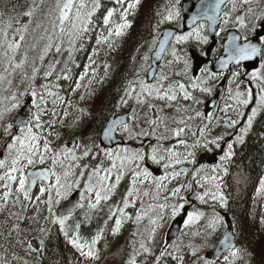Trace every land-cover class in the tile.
I'll use <instances>...</instances> for the list:
<instances>
[{
    "label": "snow or ice",
    "instance_id": "1",
    "mask_svg": "<svg viewBox=\"0 0 264 264\" xmlns=\"http://www.w3.org/2000/svg\"><path fill=\"white\" fill-rule=\"evenodd\" d=\"M42 2V0H41ZM91 7L89 10L84 11V9L88 8V5L85 3V0H57L56 3V10L58 15L56 16V20L52 22V32L53 35L48 37V43L44 46L42 53L39 57L41 63L44 60V56L48 54L49 51L54 47L57 52L61 50V44L56 43L55 40L59 39L60 37L67 34L69 42L71 44H75L76 41L83 38L85 34H87L90 30V27L93 23V16L101 8V0H90ZM141 0H115V3L122 7V11H120V20L121 23H115L113 21L114 14L117 13V8H108L106 10V15L103 16V23L105 25L114 24V33L117 37L124 35V30L130 27V21H128L127 16L130 11H133L137 8L140 4ZM224 2V0H217L216 4L213 6L216 11L220 10V5ZM233 4V11L236 8V0H231ZM254 2V0H241L243 5H250ZM257 3H264V0H255ZM127 4V7H123L124 4ZM40 5L36 4L35 0H33V5L29 10L24 13V15L28 17H32L36 8ZM250 14L251 18L255 21H260L264 23V9L254 10L251 7L246 9L245 16H236V20L241 24H245V20L247 15ZM2 15V13H0ZM175 16H179V12H175L173 14L172 11L168 12L166 17L167 20L174 19ZM225 20L224 24H227L229 20L227 17L230 16L229 12L224 13ZM209 20H215V16H208ZM195 19V18H194ZM163 21H161L162 23ZM57 25L59 26V31L57 32ZM70 25V27H69ZM12 27L11 20L8 22L7 25L0 26V50H2V55L6 58V62L8 67H11L12 71L15 72L17 69H21L28 60V51L25 50L23 59L19 60V62H15L16 53L21 49L23 46V42L26 39V33L28 32V25L25 24L20 28L15 30V34L13 35L12 39H9V33L7 29ZM201 28L203 25L200 26ZM36 28H40V24L36 25ZM195 33L198 38L200 37V29H195ZM18 35V39L16 36ZM113 35L112 27H109L106 36H102L100 39L97 40V44L100 43H108V46L111 47L112 44L110 42V37ZM188 35L177 36V42L184 41L188 38ZM44 37H40L43 39ZM55 38V39H54ZM205 41L207 37H202ZM235 39V38H233ZM167 37H165V41ZM261 40H264V37H261ZM155 43V42H154ZM31 48H35L36 45H30ZM160 48L163 51L164 44H160ZM74 49H70L72 51ZM261 49L256 44L245 43L243 46L241 45H233L232 50L229 53L228 59L235 60L237 63L241 60L251 59L253 56L259 54ZM159 55V53H157ZM172 55L176 60H179L180 57L177 56L175 48L172 50ZM144 60H148V56L145 55L143 57ZM171 63V61L169 62ZM222 67L226 66V62H221ZM8 67L4 68V72L7 73ZM108 65H105L107 69ZM261 68L264 69V64L261 65ZM54 65L49 64L48 70L44 72L45 77H50L53 75ZM40 71L39 68L33 67L32 75L29 78L30 80L34 81L36 78L37 73ZM207 69H203L202 72H207ZM93 74L95 73V69H92ZM87 74V70L85 73L81 74L80 81L84 79V76ZM137 75H139L137 73ZM179 75V73H177ZM214 73L209 72L208 77L214 76ZM238 72H233V76H238ZM253 79H257L260 76L259 72H253L252 74ZM27 78V76H26ZM65 79H69L70 77L65 75ZM207 78L201 79L200 77H196L191 82V88H200L201 92H211V88L202 86L207 83ZM261 79H264V76H260ZM4 74L0 73V81L4 80ZM57 80L60 79L59 76L56 77ZM169 78L163 72L157 78L155 84H147L145 81H139V91L136 90V81H129L128 87L125 89V95L121 97V104H126L128 99H132L133 95L138 105L140 104H149L150 109H154L155 105L149 103L148 98H159L161 100H167L169 102L176 101L178 99V92L183 94L184 100H191L194 103H200L198 99H196L191 92L187 90V87L184 83L179 81H170L167 83V87H165V81H168ZM78 81L76 83V89L81 87V82ZM91 83V81L89 82ZM58 87V85H57ZM40 88L43 90V93H46L47 96L54 97L55 99H59L63 101V97H60L58 93L53 92L51 87L48 84L41 85ZM178 90V91H177ZM75 91V89H73ZM38 92L34 85L31 86V96L37 97L40 102H44L46 100V96ZM245 94L237 91L235 93V97H232L236 100L237 104L247 106L251 99V90L247 92V98L241 99ZM11 99L15 101L17 99L16 95L14 94ZM55 99L53 103L55 104ZM81 99H84L81 96ZM33 103L36 104L37 111L32 115V118L27 121H21L17 127L19 128V134H16L13 131V123L2 124L3 133L8 137V142L5 143L4 147L7 150V154L3 159H0V169L5 170L4 175L0 176V181H3L0 184V187L4 189L3 195L0 196V210L6 208L15 192V200L12 201L13 203H21V196L23 197L24 201L31 202L32 197V189L33 186H39V195L35 197L36 204H45L47 205V211L50 214L48 217H45L46 221L50 222L51 224L58 225L59 231L62 232L67 239L68 243L71 244L83 257L86 261L87 260H98L99 259V250L97 248L98 242L103 238V229H99L97 233L91 238V240L84 239L80 235V228L83 222L89 219V213H85L84 221H80L76 219L77 209H83L84 204L81 201H87V208L91 210L97 209L102 202H106L110 199L111 194L115 191L117 185L119 184L120 180L125 175V172L128 171L127 165L135 164L136 167L130 169L134 179L132 181V186L129 188L127 195L122 198V207L118 206L115 209L109 208V218L114 219V226L112 227L111 231L113 235H116L120 232L124 222L126 220H131L132 216H130L126 209L130 206H134L135 200L131 198L135 194V199L139 200L141 192L136 187L137 179L139 177H143V179L139 180L140 184L145 183L148 178L152 175L149 171V168L146 166V160L150 159L153 163L156 164H163L165 169L169 167L173 168L171 173H165L162 177H152L153 182L156 184L157 189V196L159 195V191L162 186L163 181L169 180L170 178L174 179L178 177L181 172L187 174L189 169L187 167H181L179 171L175 170L176 165H185L188 163L194 164L195 163V151H187L185 153H178L175 152L173 149H165V148H158L152 147L151 154L146 156L142 149L140 150H130L128 148H124L121 151L124 153V156H120L117 153L112 151H106L105 155L111 160V168L109 169H102V168H95L93 169L91 174H88V182L84 185L86 192L89 194L85 196L84 193H80V200L73 203L69 197L74 190V188L80 187V180L75 179L76 173L73 172V164L69 163L67 165L64 164V160L68 159L71 162H75L81 159V157L76 155V150L74 148H69L65 145L61 150L57 151L50 147V142L44 136V134L40 131L42 124H41V113L44 111L40 107V104L37 103L35 100ZM70 105V101L68 102ZM171 106V104H169ZM19 107L18 103H13L11 105V109H15ZM231 106L225 105L223 111L227 112ZM264 108V88H261V94L259 95V99L257 100V106L252 108L251 114L247 117L246 125L241 128L240 132L241 135H237L236 139L238 141L243 140V133H246L248 129L252 126L253 119L257 115L258 111ZM11 109L4 108L0 110V123L5 120V114L9 112ZM83 109L81 112L83 113ZM177 111H180V108H177ZM185 112L188 111L187 108L184 109ZM56 115L55 110H53V116ZM64 115L67 116V111L64 112ZM203 114L200 111L195 112L196 117H201ZM239 115V113H238ZM131 119L135 120V111L133 110L130 114ZM193 119L192 116H187L186 118L181 117L176 123L178 125H183V127H176L175 129H168L166 120L167 118L161 117L157 119L149 120L148 123L151 127H159L160 124H164V127L171 131L172 135L175 137H180L182 133L186 130H190L189 122ZM208 119H211L208 117ZM49 127L56 123L55 120H50ZM228 127H232L238 123V120L231 119L226 121ZM117 127L122 128L126 132H131V126L125 119H113L109 125V127L105 130L104 135L108 136L109 133L114 132ZM205 129L200 128L199 133L200 136H204ZM153 135L154 133H138L137 135ZM59 136V133H57ZM193 137H196V133H193ZM167 136L158 137L159 139H168ZM223 137H216L214 140H207L205 139L204 147H207L208 143H216L217 147H219L218 141L221 140ZM43 139V144L41 147V140ZM180 144H186V141L183 139L179 140ZM201 143L199 138H194L192 144L189 146L192 149H195ZM79 147V145H77ZM233 145L231 143L228 144V151H226L221 157V164L214 165L213 170L216 168H222L223 162H226L233 156L232 152ZM92 151L87 145H84L82 148L83 156H89V153ZM117 161H119V168L125 169V171L114 172V169H117ZM138 162V163H137ZM37 166H40L39 168ZM57 166H59L62 171L57 172ZM76 167L78 168L79 165L77 164ZM84 167H87L85 165ZM204 165H201L200 168L196 169V172L193 174L194 176L199 174L201 170L204 169ZM227 172V169H223ZM101 172L104 175H100ZM80 176H85L84 172H79ZM95 175L98 177L97 184L92 183V176ZM114 177V182H112V178ZM54 178V183L52 182ZM207 179V178H205ZM218 177H212V180H216ZM15 186V187H14ZM202 186V185H201ZM166 187V186H164ZM185 187L191 188V183L187 186L180 185L171 191L172 197L179 196L181 190ZM216 191H209L205 190L203 194L198 193L197 199L204 202L205 196H210L213 201H219L222 207H227L228 201L227 198L224 196L223 192L220 191V184H215ZM53 192H55V204L59 205L61 200L66 201L67 203L63 206L62 210L58 209L53 211ZM258 192H264V179L260 181V188ZM92 193L95 195V199L93 202ZM142 195H148L147 191H144ZM47 197L46 199H42V197ZM165 203H161L158 205H152L151 207L158 208L161 211L156 213L155 218H149V224L151 225L150 229H145L147 235L141 234V238L139 241L133 242V252L130 255L129 259L125 262V264H146V261H138V257L144 256L147 257L149 255L153 256L155 262H159L162 258L166 256H172L173 253L168 251L167 244L159 250V255H154L152 243L155 240L156 232L159 227L162 225L158 223V221L163 220V211L166 210L169 205L167 201L170 197L165 196ZM182 200L185 198L181 197ZM171 212L173 216H175L179 210L184 208V203H174L171 206ZM12 216H19L17 213H11ZM147 215L146 212H136L135 220L137 222L141 221L143 217ZM24 218V217H19ZM201 218L206 219L208 222L205 226V237L212 236L220 226L223 225V217H221L218 213L213 211L211 217H207L205 213L199 211H192L187 213V219L184 221L185 225H192L195 224L197 221H200ZM107 223V222H105ZM264 223V220H262ZM13 227L19 232V224L13 225ZM40 232H47V229L40 228ZM11 235V233H9ZM199 235V233H196ZM235 234L226 231L223 239L219 242L220 247L217 249L218 253L222 254L223 252H227L226 255H223V262L222 264H237L238 259L244 253V250L241 248L235 247L234 243L232 242L233 236ZM18 243H20L18 241ZM40 248H34L33 243L29 242L27 247L29 252L39 251L42 250L44 246V241L40 240ZM136 243L139 244V247H135ZM192 252L194 256H197L198 259L201 260L202 264H219L218 261H211L205 260L198 256L200 251V247L198 246H191ZM177 251H179V246L177 245ZM13 259H22L16 257L13 254ZM174 259L183 260L181 255L174 256ZM2 264H9L7 259L2 261ZM22 264H28L26 260H22Z\"/></svg>",
    "mask_w": 264,
    "mask_h": 264
},
{
    "label": "rangeland",
    "instance_id": "2",
    "mask_svg": "<svg viewBox=\"0 0 264 264\" xmlns=\"http://www.w3.org/2000/svg\"><path fill=\"white\" fill-rule=\"evenodd\" d=\"M170 1V0H168ZM181 0H175L174 2L169 3V5H165L164 8H162L160 10L161 14H162V20L163 21L161 23V25H157L156 27V33L158 34V32H160V29H162V27L167 26V25H176L179 26L180 25V21H181V15H180V9H179V3ZM239 2H241V0H236V8L235 11L237 10V8L239 7ZM56 3L54 4L53 9L46 14L44 20H41V24H40V28L38 29V33H35V35L30 34L28 41H24L23 42V46L21 47V49L16 53V57H15V62H19V60L23 59V55L25 50L28 51V60L25 63V65L21 68V69H17L15 72L12 71L11 67H8L7 62H6V58L3 57L2 55V50H0V73L4 74L5 79L0 81V110H3L4 108H9L11 109V105L13 103H18L19 107L15 108V109H11L9 112H7L5 114V120L0 123V128L2 126V124H4L6 122V124H8L11 120V118L19 111V109L23 106V104L30 100L34 106V113H36L37 108H36V104L33 103V101L35 100L37 103L40 104V107L42 109H44V111L41 113V124L42 127L40 129V131L44 134V136H46V138L49 140L50 142V147H52L53 149H56L57 151L61 150L65 145L68 144V142L75 138L78 141L80 140L81 144L79 147L74 148L76 150V155L84 158L85 156H83L82 153V148L84 145H87L89 147L92 148V151L90 153H93L94 156L96 157H100L101 160H105V161H109L108 165L106 167H99L102 169H109L111 168V160H109V158L105 155L106 151H112L114 153H117L120 156H124V153L121 151L124 148H128L130 150H140L139 148H134L135 146L133 145L131 139L133 137H138V136H144L143 134L137 135L138 133H148L151 129V133H154L152 135L153 141L151 146L153 147H162L161 143L166 142V146L163 147L165 149H173L175 152L178 153H185L186 150L187 151H195V156L199 157L202 154V151L200 148H195L192 149L191 147H189L194 138H199L201 143H200V147L204 146L205 143V139L211 141L214 140L216 137H218L217 135L220 134L221 137H223L221 140L218 141L219 143V147H217L216 143H208L207 147H205V158L207 156H211L212 155V151L211 149L215 150L216 148H223L224 153L227 151L228 148V144L232 141H234L237 137V135H241V128H243L246 123H247V118H246V123L242 122V117H243V112L244 110H246L247 108H249L251 99L249 101V104L247 106L244 105H239L237 104L236 100L233 99L232 97H235V93L237 91L244 93L245 95L243 97H241V99L247 98V92L248 90H251V95L252 93H254V97H255V107L257 106V100L259 99V95L261 94V85L258 83V79H261L260 76H264V69L261 68V70L259 71L260 76L257 77V79H253L252 78V71L249 72H244V71H240L239 75L234 77L233 75H231V77L229 78L228 82H227V88H226V92L224 93L222 99H221V103L219 106V109L217 112L211 114V112H208L205 109V102L210 98L211 95L210 92H201L200 88H191V82L194 78L196 77H192L191 75V70H190V66H191V60L189 58L188 55V46L193 45L194 43H202L204 39H202V37H206L205 36V32L204 30L200 29V37L198 38L195 30L190 31L189 33H191V35H188V38L184 41H180L177 42V40L174 41V45L173 47L170 49L168 55L166 56L163 64H162V68L161 71L159 73V75L161 74V72H163L165 75L168 76L169 80L165 81V87H167V83L170 82L171 80H178L181 83H184L187 87V90L189 92H191L193 94V96L198 99L200 101V103H194L191 100H184L183 99V94L178 92V99L176 101H172L169 102L167 100H161L159 98H148L149 103L155 105L156 107H158L159 111H158V115L156 116V118H161V117H165L167 118L166 123L168 126V129H175L176 127H183V125H178L176 123V121H178L181 117L186 118L187 116H192L193 119L190 121V123L193 121V126L191 125L190 130H186L184 133L181 134L180 137H175L172 135L171 131L167 130L164 127V124H160L159 127H151L148 123L149 120H152V114L151 111H149V104L145 103V104H140V110L135 114V120H131L129 122V125L131 126V132H126L123 130V138L125 140V145L122 147H116L114 149H102L98 146V144H96L95 147L94 146V142H95V133H94V129H91V134L89 135H85L83 136L80 132V124H79V120L84 118V111L83 113L81 112V109H83L84 106H86L87 104L90 103L91 100V96H92V87H91V83L92 81L97 79V76L93 75V73H90V77H84V79H87V81L85 82L84 85H82L79 89H76V83L78 81H80V77L81 75H79L77 82L72 86V92L71 94H69V97L67 100L63 101L62 103L56 104L55 106H58L61 108V113L62 115L58 118V122L53 124L51 127H49V121L50 120H54V116L51 114V111L47 109V106L44 102H40L38 100L37 97H32L31 96V86L34 85L33 81L30 80L29 78L32 75V69L33 67L39 68L40 65V55L42 53V50L44 48V46L48 43V37L53 35L52 32V22L56 20V16L58 15V12L56 10ZM85 3L88 5V8L84 9V11H87L90 9L91 7V2L90 0H85ZM253 3H257L254 2ZM123 7H127V4L125 3L123 5ZM254 10H259V9H264V3H257L256 8H253ZM122 11V7L120 9ZM233 10V4L231 3V5L228 7V11L230 13V17H232L233 19L236 20V16H245L243 14H235ZM172 11L173 14H175V12H179V16H175L174 15V19L172 20H167L166 17L168 15V12ZM130 14V13H129ZM128 14V15H129ZM115 16V14H114ZM229 21L231 19H229V17L227 18ZM11 20L12 22V27L7 29L8 33H9V39L13 38V35L15 34V30L17 28L21 27V23L18 20H12L9 17H4V19H0V26L3 25H7L8 22ZM58 26V25H57ZM70 27V25H69ZM114 28V26L112 27V29ZM131 30V25L130 27H128L127 29L124 30L125 31H129ZM30 31V26H28V32ZM27 32V33H28ZM189 33L186 34H180L179 36L182 35H187ZM40 37H44L43 39H40ZM114 37H117L114 33V29H113V35L111 39H116ZM16 38L18 39V35L16 36ZM62 38L66 39V45L71 47L73 44H71L69 42V39L67 37V34H65L64 36H62ZM0 39H2V37H0ZM36 41H41V43L39 44V47L36 50H31L29 52V44H34ZM155 42V41H154ZM151 43L152 47L155 43ZM151 47V49H152ZM173 48H175L176 50V54L177 56L180 57L179 60H176L173 55H172V50ZM150 49V51H151ZM149 51V52H150ZM171 61V63H169ZM148 65V63H146ZM146 66V65H145ZM144 66V68H145ZM8 67V71L7 73L4 72V68ZM204 69H207V72H200L199 75L197 77H200L201 79L207 78L208 77V73L211 72L209 70V67H205ZM258 72V71H257ZM85 73L84 70L81 74ZM177 73H179V75H177ZM158 75V77H159ZM27 76V78H26ZM157 77V78H158ZM157 78L155 80V82L153 84L156 83ZM83 79V80H84ZM134 80H136L138 82V85H136V90L139 91V81L143 80L145 81V72L140 74L139 78H135ZM217 80V81H216ZM219 80L218 77H216V75L211 76L210 78H207V83L205 85L202 86H206L212 89L213 84L217 83ZM91 81V83H89ZM251 86H254V90H252ZM73 89H75V91H73ZM178 91V90H177ZM39 92V91H38ZM16 95L17 99L15 101H13L11 99V97L13 95ZM81 96L84 97V99H81ZM71 102L70 105L68 102ZM121 101V100H120ZM119 101L118 103V110H120L121 108L125 107V106H129L130 105H137L136 100L134 98L132 99H128V102L126 104H121ZM169 104H171V106H169ZM229 105L231 106L228 109V112L232 113L235 116V119L238 120V123L234 126L231 127V129L226 130L222 127L220 121H219V117L223 111V109L225 108V105ZM180 108V111H177V108ZM187 108L188 111L185 112L184 109ZM56 110V108H52V111ZM93 111L95 110L94 107L92 109ZM251 110L252 108H249V112L248 115L251 114ZM67 111L68 115L65 116L64 112ZM196 111H200L203 115L201 117H196L195 116V112ZM239 113V115H238ZM247 115V117H248ZM49 116V117H48ZM70 116H72L73 118H75V123L74 124H70ZM44 117H46L47 119H43ZM208 117H210L211 119H208ZM205 119V121H207V123L205 124V126L203 127L205 129L204 132V136L201 137L200 135L197 137V130L196 129H192L193 127H196L197 124H199L201 122L202 119ZM212 123V125L215 128H211L209 126V124ZM211 131H209V130ZM57 133H59V136H57ZM193 133H196V137H193ZM19 134V133H18ZM244 136V133L242 134ZM161 136H167L169 137L168 139H159L158 137ZM183 139L186 141V144H180L179 140ZM0 140H2V142L0 143V151L3 152V158L5 157V155L7 154V150L4 147L5 143L8 142V137L5 135L4 137H1ZM43 144V139L41 140V147ZM147 143H144V145H146ZM210 147V149H209ZM148 149V147H147ZM150 149V147H149ZM143 151L145 153L146 156H149L151 154V151ZM152 149V148H151ZM89 153V154H90ZM2 158V159H3ZM149 162H152L150 159H147ZM79 161V160H78ZM78 161L75 162H71L68 159L64 160V164L67 165L69 163L73 164V167L75 165L78 164ZM91 161V160H89ZM147 162V161H146ZM138 163V162H137ZM153 163V162H152ZM90 165L88 166V174L92 173V169L91 167H95V164L93 162L89 163ZM156 164V163H154ZM117 169H114V172H119V171H125V169H120L119 168V161H117ZM156 165H162L163 164H156ZM201 165L203 164V161H199V164H197L196 162V158H195V163L191 164H185V166H190L189 171L187 172V174H184L183 172H181V174L172 179L170 178L169 180H165L162 182V184L164 186L161 187L160 191H159V195L157 196V189H156V184L153 182L152 179V175L148 178V180L143 183L140 184L139 180L143 179V177H139L136 178L137 179V183H136V187L137 189L140 190L141 195L139 200L135 199V194L133 195V197L131 198L132 200H135V204L134 206H130L128 209H126V212L132 216V219L130 220L131 224L128 225L126 223V220L122 226L123 230H121V235H129V238L131 237V242L128 240L127 241V249L126 251L128 252V258H126L127 260L129 259L130 255L133 252V249H131L129 246L131 244H133L134 241H139L141 238V234L147 235V233L145 232V229H150L151 225L149 224V218H155L156 213L161 211L158 208H154L151 207L152 205H158L161 203H165V196L170 197V199L167 201V204L169 205V207L163 211V220L162 221H158L159 224H161L162 226L159 227L157 229L156 232V236H155V240L152 243V248H153V253L154 255H159V250L165 246V234L166 231L169 227L170 222L174 219L175 216L179 215L182 211L179 210L178 213L173 216L172 212H171V205L174 203H184V206H187L189 208V201H194L192 198V194L193 192L191 190H188L190 188L185 187L181 190V192L179 193V196L177 197H172L171 196V191L172 189L180 186V185H185L187 186L189 183H191V187L193 186L195 189H197L196 191V197L197 194H203L204 191H202L203 185L206 184V182L202 181V176L205 178H211V174L212 172L207 168V166L204 167L203 170H201L199 172V174L197 175H193L196 172V169L200 168ZM181 165H176L175 166V170L178 171V168ZM40 167V166H37ZM136 165L135 164H131V165H127V169L128 171L125 172V175L123 176L126 177L127 175H129V188L132 186V181L134 179L130 169L135 168ZM57 172H61L62 169L57 166ZM165 173H171L173 171L172 167H169L168 169H165ZM217 171V169H215ZM4 171L3 169H0V176L4 175ZM221 177L225 178V173L221 170ZM101 176L104 175L103 172H101L100 174ZM122 178V179H123ZM75 179H79L80 180V184H83L81 189V193L83 192L85 196H88L89 194L86 192L84 185L88 182V176L83 179V176L78 175ZM121 179V180H122ZM120 180V181H121ZM98 181V177L93 175L92 176V183L93 184H97ZM112 182H114V177L112 178ZM3 181H0V184H2ZM53 183H54V178H53ZM120 183V182H119ZM211 184V179L208 181V184L210 186ZM202 185V186H201ZM118 186V185H117ZM222 186V183L220 185V188ZM15 187V186H14ZM129 188H127V192L129 190ZM77 188H74V190ZM73 190V191H74ZM3 191L4 189L2 187H0V196L3 195ZM72 191V192H73ZM144 191L148 192V195H142V193ZM209 191H216L215 189V184H212ZM220 191H222V188L220 189ZM191 193V195L189 194ZM113 194V193H112ZM15 192L13 193V196L8 204V206L6 208H4L3 210H0V214L1 213H8L10 215L11 213H17L19 214V216H13L14 220L19 224V222L21 220H23L24 218H19L22 217L23 211L24 210H28L29 208H33V212H34V218L31 220V223L27 226L26 232L24 236H21L19 238V246L18 249L15 250V247H9L8 250L6 251V253L4 255H0V259H1V264L2 261L7 259L9 261V264H22V260H26L28 262V264H36V260L39 256V253L37 251L34 252H29L28 250V243L29 240L31 238H36L39 242L40 240H43V237L45 235L46 232H40L39 229L40 228H49V226H51L52 224L48 221H46L45 217H48L50 214L47 211V205L45 204H36L35 202V197L37 195H39V188L36 190V192L32 193V201H24L23 197L21 196V203H13L12 201L15 200ZM127 195V194H126ZM92 197H93V202L95 199V195L94 193H92ZM181 197L186 199V203L185 200H182ZM47 197H42V199H46ZM53 198H54V202H53V211L55 210V208L58 206L57 204H55V192H53ZM199 200V199H198ZM64 200H61V202ZM200 201V200H199ZM86 203V205H84V210L81 213L82 216H84V213L86 211H88L89 209L87 208V201H84ZM201 203H203L202 205L207 206L208 209H204L205 211L203 213H205V215L207 217H211L213 211H215L216 213H218L221 217L222 215L219 212V209L225 210V207H222L219 203V201H213L210 196H205L204 198V202L200 201ZM211 204V205H210ZM214 204L220 205V207L222 208H215ZM200 206L199 204H196L194 206V204L191 203V211L197 210L195 207ZM131 208V209H130ZM115 209V208H114ZM136 212H146L147 215H145L143 217V219L139 222H137L135 220V214ZM202 212V211H199ZM224 212V211H223ZM12 216V215H11ZM29 217V216H28ZM207 220L204 218H201L200 221H197L195 224L192 225H183L182 228V234L181 236H179L175 241H173L169 246H168V251L174 254L180 253L181 251H183V249H188L190 254H193L192 249L190 247L191 246H198L200 247V253L202 254V252L208 250L212 245L213 242L215 243L216 239L219 238V236L221 235L220 233L223 231L224 226H220L218 228V230L209 237H205V226L207 224ZM127 227H126V226ZM58 226V225H57ZM114 226V219H112L111 221V226L109 227V233L111 232L112 227ZM196 233H199V235H196ZM118 235V234H116ZM40 244V243H39ZM70 246H72L71 244H69ZM177 245L179 246V251H177ZM257 246L260 249L264 248V238H261L257 241ZM135 247H139V244L136 243ZM75 249V248H74ZM76 250V249H75ZM77 251V250H76ZM78 252V251H77ZM124 252V251H122ZM121 252V253H122ZM112 253V252H111ZM120 253V254H121ZM13 254H15L16 257L22 258V259H13ZM113 254V253H112ZM120 254H118L115 258L116 261L119 260V256ZM223 261V257L221 258ZM251 259V256H245L242 255L238 261L237 264H252V262H249V260ZM123 264H125V260ZM222 264V263H220Z\"/></svg>",
    "mask_w": 264,
    "mask_h": 264
},
{
    "label": "trees",
    "instance_id": "3",
    "mask_svg": "<svg viewBox=\"0 0 264 264\" xmlns=\"http://www.w3.org/2000/svg\"><path fill=\"white\" fill-rule=\"evenodd\" d=\"M57 0H35L40 5L33 13L32 17L24 15L33 5V0H0V19L9 17L12 20H18L21 27L25 24L30 26V31L26 33V41L31 34L38 33L37 24H41L46 14L54 7ZM174 2L175 0H170ZM168 0H141L140 4L127 16L130 21L131 30L125 31L124 35L111 39V47L108 43L97 44V40L107 35L109 27L114 24L105 25L103 16L106 15L108 8H117L118 11L113 16L115 23H121L120 9L121 6L115 3V0H101V8L93 16V23L87 34L82 39L75 42L71 47L66 45V39L60 37L56 39V43L61 44L59 52L53 47L51 51L44 56V60L39 65L40 71L37 73L33 84L37 91L43 93L41 85L48 84L53 92L63 97V101L67 100L72 92V86L77 82L79 75L86 72L84 77H90L92 69H95L93 75L97 79L92 81L91 86L94 89L91 105L95 108L93 117L90 121L86 135H89L91 129L94 132L99 130L105 117L109 112L118 108L121 97L125 94L129 81L140 77L145 69L148 60H144L145 55H149V51L157 37L156 27L161 25L162 14L160 10L164 6L169 5ZM114 29V28H113ZM59 26H57V32ZM55 39V38H54ZM41 41H36L35 48H31L29 44V52L36 50ZM70 49H74L70 51ZM54 65L53 75L45 77L44 72L48 70V65ZM105 65H108L107 69ZM137 73L139 75H137ZM67 75L70 78L65 79ZM60 79L57 80L56 77ZM88 79V78H87ZM87 79L81 82V86L85 84ZM264 88V81L259 82ZM58 85V87H57ZM254 90V87H251ZM46 96L44 103L47 109L51 111L56 108L54 120L58 122V118L62 115L61 108L55 106L63 101L54 97ZM55 99V104L53 100ZM90 105V106H91ZM255 107L254 93L251 95L249 108ZM249 108L245 110L248 115ZM49 117V116H48ZM247 118V116H246ZM43 119H47L44 117ZM71 121V118L70 120ZM75 122V121H74ZM6 124V122L4 123ZM74 124V123H73ZM3 127L0 128V138L4 137ZM2 140H0V143ZM264 179V108L258 111L253 119L252 126L245 133L242 142L237 144L235 157L229 170L227 181V198L228 204L226 211L230 215L233 222L235 232L237 234V245L244 250L242 255L251 256L249 262L252 264H264V248L257 246V241L264 238V192H258L260 181ZM127 191L124 182L120 183L113 197L109 201H117L120 203ZM105 204L102 203L100 206ZM99 206V207H100ZM99 209V208H97ZM102 209V208H100ZM194 211H202L208 208H196ZM104 211V209H103ZM97 214L89 218V221L82 223L80 235L92 236L99 229L109 226L105 220L101 210H96ZM78 220V218H77ZM107 222V223H105ZM17 222L8 217L0 218V255L6 253L9 247L18 249V240L25 235L28 223H19V232L13 227ZM11 233V235H9ZM129 235L119 234L115 238L106 237L102 239L104 253H99L98 260H85L74 252L73 248L68 244L62 232L59 231L57 225H51L47 228V232L43 237L44 246L39 250V256L36 264H123L124 261L117 260L116 256L127 249V241ZM133 249V244L129 246ZM113 254H112V253ZM181 255L183 260L174 259V256ZM198 256L202 258L199 251ZM138 261H146V264H202L201 260L190 254L189 250L183 249L180 253L172 256H166L161 261L155 262L152 255L147 257L141 256ZM127 259L125 258V262ZM219 264L223 261H218Z\"/></svg>",
    "mask_w": 264,
    "mask_h": 264
},
{
    "label": "water",
    "instance_id": "4",
    "mask_svg": "<svg viewBox=\"0 0 264 264\" xmlns=\"http://www.w3.org/2000/svg\"><path fill=\"white\" fill-rule=\"evenodd\" d=\"M227 1L228 0H224V2L220 5V10L216 11L213 6L216 4L217 0H197L196 2H194L192 0H183L180 3L181 13H182L183 29L188 30V29L192 28L193 26H195L196 23H198L199 21H205L208 24V29L210 32L209 35H210V37H213V35L215 34L216 29H217V24L219 21V15L222 11V6ZM213 15L216 17L215 20H209L207 18L208 16H213ZM175 33H176V30L172 29V28H165L162 30L161 35H160V37H159V39L155 45V48L150 55V68L147 72L148 82H150L152 80V78L155 76V74L157 73L158 67H159L160 62L162 60V57L165 53V50L167 49L168 44H169L172 36ZM262 34H264V23H263V28L257 32L258 36H260ZM258 36L252 40L246 41L244 43H240V37H239L238 33L235 31H230L227 34L225 44H224V50H223L222 54L211 65L212 71L215 73L226 72L228 70V67L230 64H232L234 69H236L240 63L248 69L255 68L257 66L258 61H259V54L260 53L253 56L251 59L241 60V61H239V63H237L235 60H229L228 56H229V53L232 50V46L234 44L243 46L245 43H251V44H256L260 48V45H259L258 39H257ZM165 37H167L166 41H165ZM233 38H235V39H233ZM161 43L164 44L163 51L160 48ZM209 51L210 50H208V53H209ZM157 53H159V55H157ZM191 55L193 58V75H195L197 73V70L201 67L202 64L206 63L207 60L198 57L193 52H191ZM222 61L226 62V66L222 67V64H221ZM222 87H223L222 84L218 86V90H217L215 97L207 103L208 109L213 108V106L216 102L217 96L222 91ZM131 113H132V110H130L129 113H124V114H117L114 111L110 115V117L107 119L105 127H104V129L100 135L101 146L112 147L113 145H115L117 143H121V140L117 139V137L115 135V132L117 129L114 132L109 133L108 136H105L104 133H105V130L109 127V125L113 119H125V120H127L128 116ZM31 116H32L31 103L27 102V103H25L24 107L21 108V110L16 114V116L11 121V123H13V125H14L13 131L16 133L18 130L17 125H19L21 121L29 120L31 118ZM74 145H75V142L72 141L69 144V147H74ZM0 157H1V155H0ZM153 172L155 174H158L157 169H154ZM34 188H35V186H33L32 191L34 190ZM70 200L73 203H75L76 201H79L77 194L72 195L70 197ZM66 203L67 202L64 201L59 206V208H57L56 210H58V209L62 210L63 206ZM182 221H183V216L180 218H177L176 220H174L171 223L169 230L167 231V235H166V243L167 244H169L173 239H175L177 237L179 230H180V227H181V224H182ZM225 221H226V225H227L226 229H225L221 239L217 242L215 249L213 251H210V252H207L204 254V256L208 259L214 260L221 255L220 253H218L217 249L220 247L219 242L223 239V236L225 235L226 231L234 233L231 222L228 219V216L225 218ZM31 242L33 243L34 248H38V245L34 240ZM232 242L234 243V245H236L235 235L233 236Z\"/></svg>",
    "mask_w": 264,
    "mask_h": 264
},
{
    "label": "flooded vegetation",
    "instance_id": "5",
    "mask_svg": "<svg viewBox=\"0 0 264 264\" xmlns=\"http://www.w3.org/2000/svg\"><path fill=\"white\" fill-rule=\"evenodd\" d=\"M226 8H227V6L223 9V13L225 12ZM242 9H243V7H240L239 11L241 12ZM223 13L221 15V19H220V23H219V26H218L217 34L214 37L215 43H214V46H213L211 54H210V60L215 59V57L218 55L217 53L218 52L220 53V50H222L223 41H224V38H225V35H226L227 31L229 29H231V28H238V26L227 27L226 25H224L225 18H224ZM201 25H203L202 29L206 28V25H204V24H200L198 26V28ZM259 25H260L259 21L256 23L255 20H252V21H248L246 25H241V27H239V28L241 29L243 27L244 28V32L249 36L251 34H254L255 30L259 27ZM210 43H211V41L208 40V39L206 41L203 40L202 43H194L192 48H194L199 55H205L206 49H207V47L209 46ZM176 81H178V80H176ZM213 91H214V87L212 86L211 92L209 94V95H211L210 97H212ZM131 106H135L136 107V113L140 110V105H138V104L137 105H130V107ZM128 108H129V106H125V107L121 108L118 112H125V111H127ZM154 110H156V115H157L158 111H159L158 107L155 106ZM149 111H151V114H152L153 109L149 108ZM226 115L227 114H224V116H226ZM119 134L123 137V135H124L123 134V129L119 130ZM86 159L87 160H91V161H88L87 163L93 162L95 164H99V163L101 164V162H102L100 157L99 156L98 157L94 156L93 153H90L89 156ZM82 162L84 163V160ZM82 186H83V184H80V187H78L74 191H77L80 194L81 193V189H83ZM115 192H116V190H115ZM112 196H113V194H111L110 197L112 198ZM117 204H118L117 201H113V202L112 201H107V202H105V204L103 206L98 207L99 209H95V210H91V211L88 210L86 212L89 213V218H91L95 214H97L96 210H101L102 213H103V216L106 218L105 220L109 223L110 220H111L109 218V208H115L117 206ZM100 208H102V209H100ZM103 209H104V211H103ZM85 213H84V216H85ZM78 216H82V214H79ZM89 220L90 219H88L87 221H89ZM82 237L84 239H87V240L91 239V236H88V235H85V234H83ZM125 258H128V252L126 250L120 254L119 260H125Z\"/></svg>",
    "mask_w": 264,
    "mask_h": 264
}]
</instances>
